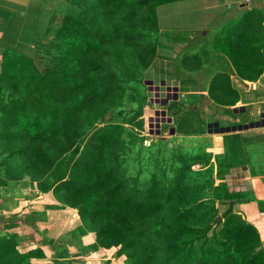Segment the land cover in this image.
Returning a JSON list of instances; mask_svg holds the SVG:
<instances>
[{
	"label": "trees",
	"instance_id": "1",
	"mask_svg": "<svg viewBox=\"0 0 264 264\" xmlns=\"http://www.w3.org/2000/svg\"><path fill=\"white\" fill-rule=\"evenodd\" d=\"M176 1L181 0H66L69 9L54 11L46 32L35 37L33 57L2 51L0 147L5 161L0 186L20 180L10 171L14 159L26 172L47 174L38 191L52 190L74 208L95 232L97 247L118 262L264 264L257 230L229 212L216 226L213 243L203 247L210 225L199 223L206 222L202 217L214 218L215 209L208 188H198L205 180L211 187L210 169L198 171L209 175L205 179H195L191 170L199 153L192 151L164 187L151 176L144 190L127 189L120 178L114 150L123 125L135 123L147 102L142 71L152 64L158 46L156 8ZM263 20L260 12L248 11L212 43L203 41L180 55L179 67L201 78L200 89H193L192 79L182 81L192 103L197 91L220 106L237 102L227 63L240 77L259 64ZM47 53L51 57L45 61ZM170 108L177 115L183 105L173 102ZM198 123L197 130L176 132L202 133L199 115ZM192 190H202L194 200ZM15 218L3 220L0 264H36L43 252L14 231Z\"/></svg>",
	"mask_w": 264,
	"mask_h": 264
},
{
	"label": "rangeland",
	"instance_id": "2",
	"mask_svg": "<svg viewBox=\"0 0 264 264\" xmlns=\"http://www.w3.org/2000/svg\"><path fill=\"white\" fill-rule=\"evenodd\" d=\"M45 32L46 30L36 34V36L43 35ZM170 35L175 36L171 37V40L178 42L180 36L178 33ZM170 35L168 34V36ZM157 43L161 45L157 46L160 48L156 49L152 64L148 69L142 71V83L145 86L147 98L143 113L136 119L135 123L123 125L120 141L114 150L118 159L117 166L120 178L125 182L127 189L135 186L144 190L151 176H154L160 186L164 187L175 174L185 167V161H189L192 151L200 154L198 158L205 157L208 153H205L206 151L201 148L200 144L203 145V142H200L201 139L194 138V135H191L192 138L184 137L174 131L176 129L197 130L199 127L198 115L204 121V126H201L203 129L206 125L210 129L211 123L217 119L211 115L209 108V111L205 112V116L201 110L184 112V107L182 111L174 115L176 110L170 108L173 102L181 105H192L190 95L182 91L184 85L182 81L186 78L192 79L196 82L193 89L195 86L196 89H200L198 83H201V78L194 77L195 75L191 76L189 73L185 77L182 73V77H180V70L186 72L179 67L177 61L180 57L181 47L177 45L169 47L167 45L169 42L162 37H158ZM32 46L34 56L37 53L34 42ZM165 47L170 48V51L162 50H166ZM1 53L2 50H0V55ZM50 57L51 53H47L44 58L45 61L49 60ZM41 65L40 67L46 69L51 64ZM203 99V94H197L196 101L198 103L202 102ZM168 119L173 120L174 126L169 123L170 120ZM172 128L174 130H171ZM149 145V149L146 150L144 146ZM1 150L0 147V178L3 176V163L5 161ZM205 159L208 160V157ZM205 159H200V161L205 162ZM182 160L183 162H181ZM10 163L12 175L16 178L20 175V180H7L5 186H0V231L4 218L16 217L14 222L17 223V226L14 231L19 234L21 239L32 241L43 252V258L40 261L36 260V264H64V261L69 258L83 261L84 257L92 259L89 261L92 264H129L128 262L116 261L115 255L104 254L97 247L95 232L89 223L80 219L74 208L56 199L52 190L47 193L38 191L36 185L46 182L47 174L40 176L26 172L22 170L21 162L15 159L11 160ZM202 169H204L202 165H191L195 179L209 177L206 173L200 174L198 172L204 171ZM200 186L208 188L207 191H203H206L205 193L211 197L210 183L205 180L198 188ZM200 191L202 190H192L191 200H194L198 195L200 196ZM202 218L206 222L200 221V226L210 225L208 237L203 241L204 247L213 243L214 233L218 229L216 226L219 222L216 221L215 216L214 218ZM200 244H202V240L195 243V247L199 248Z\"/></svg>",
	"mask_w": 264,
	"mask_h": 264
},
{
	"label": "crops",
	"instance_id": "3",
	"mask_svg": "<svg viewBox=\"0 0 264 264\" xmlns=\"http://www.w3.org/2000/svg\"><path fill=\"white\" fill-rule=\"evenodd\" d=\"M68 9L66 0H0V50L8 48L32 57L35 36L46 30L50 15L54 11ZM251 10L260 12L264 18V0H181L166 3L156 8L158 37L168 41L169 47H181L180 55L187 54L203 41L212 43L220 30ZM262 27L264 29V20ZM172 33L180 35L178 42L170 39L175 37L170 35ZM169 49L162 50L169 52ZM260 51L259 64L251 68L247 77H240L228 60L232 70L230 87L238 98L234 105L220 106L207 99L206 92H194L203 94L208 102L192 109L201 110L205 116L209 108L217 119L211 123L210 129L206 122L202 133L180 135L189 138L194 135V138L201 139V148L208 153L205 155L208 160L202 157L200 159H205V162L199 160L194 164L202 165V170L210 169L216 221L220 222L228 212L237 215L257 230L264 249V123L259 118H252V105L264 94V38ZM179 73L180 77L182 73L184 77L190 74L182 70ZM196 103L198 101L192 105ZM192 105L183 104V107ZM259 111L262 108L259 107ZM169 123L174 126L172 119ZM208 137L210 139H206ZM82 260L69 258L64 264H92L89 263L92 259L84 257Z\"/></svg>",
	"mask_w": 264,
	"mask_h": 264
},
{
	"label": "water",
	"instance_id": "4",
	"mask_svg": "<svg viewBox=\"0 0 264 264\" xmlns=\"http://www.w3.org/2000/svg\"><path fill=\"white\" fill-rule=\"evenodd\" d=\"M207 102H208V100L206 98H204L202 100V102H200L198 104L196 103L195 105H192V106H185L184 112H187L190 108L191 109L192 108H198ZM259 107H260V109L262 108V111L258 112ZM252 118L253 119L259 118L262 120V123H264V94L259 96L258 99L256 100V102L252 105Z\"/></svg>",
	"mask_w": 264,
	"mask_h": 264
}]
</instances>
